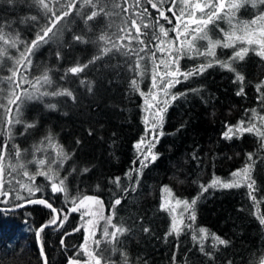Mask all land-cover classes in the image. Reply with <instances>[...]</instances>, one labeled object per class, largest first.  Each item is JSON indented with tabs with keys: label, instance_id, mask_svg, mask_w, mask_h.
I'll list each match as a JSON object with an SVG mask.
<instances>
[{
	"label": "trees",
	"instance_id": "16d2710c",
	"mask_svg": "<svg viewBox=\"0 0 264 264\" xmlns=\"http://www.w3.org/2000/svg\"><path fill=\"white\" fill-rule=\"evenodd\" d=\"M61 2L45 0L52 11H57ZM128 2L131 4L133 0ZM197 2L202 3V0H189V6ZM213 2L211 0L212 5ZM116 3L124 6V0H116ZM92 4H96L95 9ZM235 5L238 6L219 14V18H213L200 31H194L195 27L188 34H183L185 23L207 20V16H202L199 10L194 16L186 13L178 31H173L177 21L171 13L166 11L172 23L162 18L157 23L155 17L158 14L148 6L152 15L145 18L144 23L155 27L147 30L141 27V39L149 47L140 53L144 57L140 67L133 70L136 55H123V48L121 51L112 48L102 55V50L111 48L112 43L128 45L127 37L123 41L118 38L123 34L120 30L126 13L119 7L113 8L108 0H104L103 5L98 0H91V3L76 0L72 15L64 17L53 28L58 35L49 33L52 37L49 43L35 50L31 65L25 69L27 58L22 60L21 53L42 28L49 26L52 13L38 0H15L14 4L0 0V92L4 94V103L7 104L10 90L7 77L12 75L10 69L13 68H19L15 77L18 83L21 75L28 81H35L47 73L51 84L37 85L41 92L67 89L75 97L49 94L39 100L25 101L21 105L20 123L0 124V145L7 141L10 150L4 153L2 162L5 165L4 187H8L7 181L11 177L27 182L23 177L26 169L30 174H36L34 184L41 191L29 197L26 190H20L19 195L25 199H45L58 210L63 207L64 214L68 215L62 228L48 227L41 234L48 264L83 261L81 246L86 237L80 227V212L68 214L72 204L64 205V194H53L50 182L37 174L46 170L48 162L54 159L62 161V166L58 162L52 169L60 178L67 177L65 183L70 201L76 198L79 204L86 195L100 198L107 212L112 213L113 224L125 229L111 243L98 236L99 249L107 264L264 262V223H261L264 219V135L260 134L264 133V58L256 54L258 44L248 43L249 40L258 41L250 32L255 25L253 21L264 17V0H238ZM177 6H180L179 2ZM101 7L108 14L101 13L86 24L85 18ZM161 25L168 32L167 37L159 36L163 43L151 39L152 32L159 33ZM74 34L81 35L86 42L73 41ZM132 34L136 35L135 29ZM205 34L207 38H201ZM101 36L110 42L100 40ZM228 36L232 46L225 48L223 44L228 42ZM209 41H220L214 57L188 52V47L194 45L203 53ZM132 47L141 45L133 40ZM242 48H248L244 60L232 59ZM177 49H181V53L174 64ZM57 52H60V59L56 57ZM98 56L101 58L89 63ZM17 61L21 63L17 64ZM209 63L212 67L202 74L189 76L186 80L183 75L179 76L180 82L167 88V95L166 84H163L164 91L161 92L171 102L155 146L158 158L137 171L138 153L134 145L145 135L148 105L154 89L153 73L155 85H161L162 74L175 72L176 67L181 73H187ZM221 63L230 64L231 69L222 67ZM84 64L88 66L82 72L65 75L67 69ZM237 74L244 77L242 82L236 79ZM132 80L136 81L135 86ZM257 85H260L259 92ZM241 88L243 94L237 95ZM15 91L22 96L25 91L35 90L31 84L21 83ZM52 104L55 108L49 107ZM10 107L12 112L7 117L0 109V120L15 116L16 105ZM241 121L245 128L254 125V130L230 140L222 137L226 125L237 126ZM14 146L19 148L20 158H16ZM61 151L62 155L57 157ZM40 159L46 160L43 169L36 163ZM248 165H251L250 180L241 187H209L217 179L223 182L236 179L232 173ZM116 177L120 178L119 184L115 182ZM251 181L255 184L250 190L247 185ZM117 198H121V204L113 209L112 203ZM170 199L189 203L196 200L194 222L188 218L191 209L184 212L183 204L178 209L183 213L179 236L175 232L168 235L175 213L160 207L167 201L168 208H173ZM0 207L9 208L8 204H0ZM50 215V209L41 204H31L12 212L0 211V260L3 264H43L34 233ZM78 227L80 230L74 231ZM201 228L206 232L201 233ZM193 235L197 238L193 239ZM216 237L227 243L220 244ZM9 244L11 247L6 248ZM95 248L94 243L92 250Z\"/></svg>",
	"mask_w": 264,
	"mask_h": 264
},
{
	"label": "snow or ice",
	"instance_id": "6c2138e0",
	"mask_svg": "<svg viewBox=\"0 0 264 264\" xmlns=\"http://www.w3.org/2000/svg\"><path fill=\"white\" fill-rule=\"evenodd\" d=\"M88 3H91V0H87ZM109 3L113 5V8H120V11L122 13H126L123 17L122 21V28H121V35H119V40L123 41L126 37L129 41L127 46L124 45H117L115 43L111 44V48L105 47L102 50V55L107 53L108 51H111L112 48H115L117 51H121V48H123V55L129 56L130 54L136 55V61H135V69L136 70L140 67V63L143 60V56L140 55L141 52H144L146 48H148V45H145L144 40L141 39V27H143L145 30L149 28H154L155 26L152 24H145L144 19L147 17H150L152 14L149 11V7L151 9H154L156 13L158 14L155 19L157 23L162 18L166 20L168 23H172V20L169 18L168 15H166V11L168 13H171L172 17H174L177 21V28L173 29V31H178L180 24L182 23V17L185 16L187 13L190 16L195 15V11L199 10L202 13V16H207V20L201 19L200 22L197 24L196 29L194 31H200L201 25H206L207 23L211 22L213 18H219L220 11L224 8V4L222 0H218L216 5H212L211 0H208L207 3L201 5L199 2H197L195 5L189 6V0H133L131 4H129L128 0H124V6H121L116 3V0H108ZM179 2V7L177 6ZM7 3L14 4L15 0H7ZM38 3L42 5L46 11H51V16L49 17V26L42 28L40 32H38L34 39L31 40L30 44L26 47L25 51L21 53L22 60L27 58V65H25V69H27V66L31 65V56L34 55L35 50L39 49L42 45L48 44L50 39L52 37L49 36V33H52L53 36L58 35L57 33L53 32V28L55 25L64 19V17H68L72 15L73 9H76V0H62V2L59 5V8L57 11H52L48 4L45 3V0H38ZM98 3L103 5L104 0H98ZM167 5V8L165 6ZM238 5H231V7H237ZM92 7L95 9L96 4H92ZM208 8L209 11L205 12L204 9ZM214 9V10H213ZM105 14L108 13L104 12L103 7L99 9V11L93 10L90 15H88L84 22L87 24L88 21L93 20L97 15L99 14ZM77 14H79V10L77 9ZM260 19H264V17H261ZM32 20H36V17H32ZM139 20V23H138ZM253 23H256L254 20ZM135 29L136 35L133 36L132 30ZM187 30V24H185V31ZM162 34L164 37L168 36V32L165 31V28L161 25L159 27V33H156L155 31L152 32V40L159 41V36ZM179 34V33H178ZM201 38H207L206 34L205 36ZM228 40L227 43L223 44V47H231L232 46V39L230 36L226 37ZM72 40L80 43H85L86 41L81 35H73ZM100 40L105 41L106 43H109L110 41L106 39V37L101 36ZM135 40L137 44L141 45L139 48H133L132 47V41ZM160 43H163V41H159ZM249 44L256 43L259 45V50L256 51V54L258 56H261L264 58V37H262L259 41L249 40ZM220 44V41L211 42L209 41L208 48L203 52H199L195 49L194 45H190L188 47V52L195 51L198 55H209V56H215V48L217 45ZM153 48H158V45H153ZM183 47V46H182ZM160 51H164L163 49H159ZM248 52V48H242L239 51L235 52L232 59H239L244 60L245 55ZM178 55L173 58V63H177L178 59L180 58L181 49H177ZM153 57H155V51L152 52ZM57 59H60V52L56 53ZM101 57H94L93 60L89 61V63H94L96 59H100ZM21 63V61H17V64ZM161 63H165L166 67L167 64L165 61L161 60ZM88 65H77L74 67H71L66 70L65 75L72 74L75 75L77 73H80L86 68ZM222 67H226L231 69V65L227 63H221ZM155 67V64H154ZM212 67V64L209 63L207 65H200L198 68L192 69L190 72L187 73H180V70L178 67H176L175 72H166V75L170 77V80L165 85V94L167 95V88H170L174 85V83H179V79L177 78L176 74L180 73V75H183L184 79H188L189 76L202 74L206 68ZM12 72V75L7 77L8 85H9V92L7 93V104L4 103V94L0 92V109H3V116L7 117L9 113L12 112L11 105H16V113L15 116L7 119V120H0V124H5L7 126H12L14 124H18L21 122L20 115H21V105L25 103V101H32V100H39L45 95H67L69 97L73 96V93L67 89L63 91H56L52 93L48 92H41L40 87H43V85L51 84V80L49 79L47 73L44 74V76L36 78L35 81H28L26 77L23 75L20 76L19 83L16 81L15 77L17 76V73L19 72V68H13L10 69ZM64 77L62 76L61 79ZM155 79L156 75L155 72L153 73V87H155ZM236 79L239 81H243L244 77L242 75L237 74ZM21 83H29L31 84L32 88L35 90L33 92L25 91L23 95H18L16 93V89L20 87ZM133 86L136 85V81L132 80ZM37 85H40V87H37ZM257 91H260V85H257ZM237 95L243 94V88L240 89L236 93ZM143 95V93H141ZM172 99L175 100L176 97L172 96ZM19 101V103H17ZM165 107L160 108L157 110V112L154 114V119L151 122V127H147L145 129V136L141 137V139L136 142L134 145V148L136 149L138 156L137 159L139 160V169L137 171H142L143 168L148 166V163L154 162L158 158V154L153 153V149L155 147V143L158 142V136L156 134V128L157 125L162 124L163 122V112L166 110L167 107V101L164 102ZM51 108H55V105H49ZM149 123L146 119V125ZM243 121H241L237 126H229L226 125V131L222 133V137L224 139H232L233 136L237 135H243L245 132H252L254 130V125L250 127H243ZM27 127H32V125H27ZM8 131L10 133L11 128L8 127ZM261 135H264V133H260ZM49 142L51 143V137L48 138ZM15 148V156L16 158H20L21 152L17 146H14ZM6 151H10L8 149L7 141H5L2 145H0V174L4 172L5 165L2 163L4 160V153ZM62 155V151L57 153V157ZM249 159H251V154H249ZM59 162V164L62 166V161L58 160H52L48 162L47 169L44 171H38V175L45 176L46 179L50 182V189L53 194L56 193H62L64 194V200L63 204L67 205L69 202L72 204V206L68 209V214H71V212H77L80 211V209L85 205V202H94L97 205H101L102 201L95 197V196H89L86 195L82 199L79 200V204H77V199L72 198L71 201L69 200V197L67 195L68 193V187L65 183L67 177L60 178L58 174L53 172L52 165H55ZM41 169L44 168L46 164L45 159H40L36 161ZM133 165H136V161H133ZM12 167V171H15V167ZM21 168H24L23 165H20ZM251 165L246 166L243 170H238L236 172L232 173L233 177H236V179L223 182L220 180H214L209 187H218V188H234V187H241L242 183L247 182L250 180L249 177V171H250ZM243 173V174H242ZM9 176L11 177V173H9ZM23 177L27 178V182H25L22 179H19L17 177H11L8 181V187H4V181H0V204H8L10 209H15L19 207H23L26 204H41L50 209L51 215L48 221H46L44 224H42L40 227H38L34 233V235L37 238L38 241V247L40 250V255L43 260V264H47V256L44 253V244L41 237V234L44 232L45 228L48 227H55L57 230L59 228L63 227V224L68 219V215L64 214L65 209L63 207L58 208L53 206V203H49L45 199H25L21 195H19L20 190H26L29 197H32L35 195L36 192H40L41 189L34 184L36 174H30L26 169L23 171ZM119 177L115 178V182L119 184ZM255 184V181H251L248 183V188L251 190L253 188V185ZM17 185L19 186L17 188ZM134 190V189H133ZM204 191H207V188L203 189ZM166 192L170 193V190L165 188ZM127 192V189L125 190ZM22 200L23 203H16V201ZM121 204V198L115 199V201L112 203V208L115 209L117 205ZM175 204L177 206L183 204L184 212H189L191 209V212L189 214V220L194 222L196 219V213L194 210V206L196 204V200L193 199L191 203L188 201H181L177 199L175 201ZM161 210H169L172 213H175V208H168L167 201L161 203ZM87 212H83V215H87ZM62 217V219H61ZM101 219H106V225L103 229V236L107 240V242L111 243L116 240L117 234H122L125 229L117 227L116 225L112 224V217L109 216L107 218L101 216ZM89 223H92L91 220L88 221ZM261 223H264V219H261ZM183 224V213L180 214L179 223H177V218L174 215L172 225L170 228V231L168 235H171L173 232L176 233L177 236H179L181 229V225ZM111 226L113 228L112 232H109L108 227ZM188 227H191V224L188 225ZM80 228L74 229V231H79ZM144 231H148V229H144ZM201 233H205L206 230L204 228L200 229ZM197 237L193 235V239H196ZM218 240L220 244H226L227 242L225 240H220L218 237L215 238ZM96 248L88 251L85 249L86 255L89 257V262H94V264H102V261H104V264H107V261L104 258L103 251L99 249V245L101 243L100 240H96L95 242ZM61 245L63 246V237L61 239ZM7 247H11V245H6ZM203 251V249H201ZM89 262H85V264H89ZM0 264H3V261L0 260ZM69 264H80L78 260H70Z\"/></svg>",
	"mask_w": 264,
	"mask_h": 264
},
{
	"label": "rangeland",
	"instance_id": "374dc122",
	"mask_svg": "<svg viewBox=\"0 0 264 264\" xmlns=\"http://www.w3.org/2000/svg\"><path fill=\"white\" fill-rule=\"evenodd\" d=\"M237 1L238 0H222V2L224 4V8L220 11L219 14L226 13V12L228 13V11H230L232 8L231 5H234L235 3H237ZM207 2H208V0H202V3H200V4L203 5ZM217 2H218V0H214L213 5H216ZM200 20H197V22H195V23L194 22L185 23V24H187V30L185 31V27H184L183 28V32H184L183 34H188L191 30H193L195 27H197V25H195V24H198L200 22ZM201 27H203V25H201ZM250 35H254V37L258 41L262 37H264V19H259L258 21H256L253 29L250 32ZM180 73L176 74L177 78L179 76H181ZM161 77H162L161 85H159V84L155 85L153 92H152L151 101L148 105V112H147L146 119H147V121H149V123L146 125V121H145V126H147V127H151V122L153 121L154 114L157 112V110L165 107L164 102L167 101V107L169 106V104L171 102V100L167 99L165 97V95H163V93L161 92V91H164V88L162 87L163 84H167L168 81L170 80V77H168L167 75H163V74ZM167 107H166V110H167ZM166 110L163 112V120H164ZM162 124H163V122H162ZM162 124L157 125V128H156V134H157L158 138H159L161 131H162ZM155 146H156V143H155ZM152 151H153V153L156 154L155 147ZM138 166H139V160H138ZM2 177H3V173L0 174V181H2ZM169 203H170V205H172L176 209L175 215L178 218L177 223H179L181 213L178 211V209H179L180 205L177 206L175 204V202L171 201V199L169 200ZM79 212H80V227L84 229L85 235H86L85 242L82 246V250L85 254V260L83 262H80V261L79 262H80V264H85V262H89V257L86 255L85 249L88 251H91L92 247L94 246L95 240H97V239L99 240L98 236H103V229L106 225V219H101L100 217L103 216V217L107 218V217L111 216L112 217V224H113V215L111 212L110 213L107 212L103 201H102L101 205H97L94 202H85V205L80 209ZM83 212H87L88 214L82 216ZM89 220H91L92 223H89L88 222ZM110 229H113V228L111 226H109L108 227L109 232H110ZM89 264H94V262H89ZM262 264H264V262Z\"/></svg>",
	"mask_w": 264,
	"mask_h": 264
},
{
	"label": "bare ground",
	"instance_id": "6f19581e",
	"mask_svg": "<svg viewBox=\"0 0 264 264\" xmlns=\"http://www.w3.org/2000/svg\"><path fill=\"white\" fill-rule=\"evenodd\" d=\"M5 209H10V208H7V207H0V211H6ZM6 212H12V211H6ZM84 230V229H83ZM104 237V236H103ZM86 238V237H85ZM85 242V241H84ZM84 244V243H83ZM83 244H82V246H83ZM82 246H81V251H82V254H83V258H84V260H85V254H84V252H83V250H82ZM83 260V261H84ZM83 261H81V262H83ZM103 264V263H102Z\"/></svg>",
	"mask_w": 264,
	"mask_h": 264
},
{
	"label": "water",
	"instance_id": "95a60500",
	"mask_svg": "<svg viewBox=\"0 0 264 264\" xmlns=\"http://www.w3.org/2000/svg\"><path fill=\"white\" fill-rule=\"evenodd\" d=\"M28 205H31V204H26V205H24L23 207H19V208H15V209H5V210H6V211H17V210H19V209H22V208L28 206ZM47 264H48V260H47Z\"/></svg>",
	"mask_w": 264,
	"mask_h": 264
}]
</instances>
